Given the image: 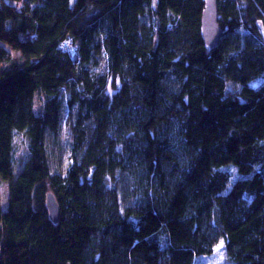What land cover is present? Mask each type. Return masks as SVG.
<instances>
[{
	"label": "trees",
	"instance_id": "trees-1",
	"mask_svg": "<svg viewBox=\"0 0 264 264\" xmlns=\"http://www.w3.org/2000/svg\"><path fill=\"white\" fill-rule=\"evenodd\" d=\"M77 1L0 0V264H264V0Z\"/></svg>",
	"mask_w": 264,
	"mask_h": 264
},
{
	"label": "rangeland",
	"instance_id": "rangeland-1",
	"mask_svg": "<svg viewBox=\"0 0 264 264\" xmlns=\"http://www.w3.org/2000/svg\"><path fill=\"white\" fill-rule=\"evenodd\" d=\"M72 4L76 9L81 8V3L77 0H72ZM72 46H74L71 42H65L64 48L71 52L73 61L75 60L73 57ZM76 62V60L74 61ZM254 85H257L255 83ZM41 101H36V109L39 110L41 106ZM51 150V148H50ZM56 155V158L53 157ZM28 156V142L26 136L22 132L16 133L15 137V164L17 167L21 165L23 160ZM52 161L57 166L60 165V168L64 170L67 165V139L66 137L62 138L58 142V146L55 147L52 154ZM9 193V182L0 178V194H1V203L3 211L7 209V200ZM221 245L217 246L215 252L212 256L208 257L204 264H224L225 256L223 250L220 248Z\"/></svg>",
	"mask_w": 264,
	"mask_h": 264
},
{
	"label": "water",
	"instance_id": "water-1",
	"mask_svg": "<svg viewBox=\"0 0 264 264\" xmlns=\"http://www.w3.org/2000/svg\"><path fill=\"white\" fill-rule=\"evenodd\" d=\"M259 28L264 38V26L262 22L259 23ZM202 29L205 43L211 48L218 46L224 33L219 23L218 0H206V8L202 17ZM47 207L52 221L58 223L61 217V210L53 193H48L47 195Z\"/></svg>",
	"mask_w": 264,
	"mask_h": 264
},
{
	"label": "built area",
	"instance_id": "built-area-1",
	"mask_svg": "<svg viewBox=\"0 0 264 264\" xmlns=\"http://www.w3.org/2000/svg\"><path fill=\"white\" fill-rule=\"evenodd\" d=\"M69 43H70V42H69ZM71 50H72V52H73V57H74V59H75V60H78V57H77L78 54H77L76 47L72 46V49H71ZM75 60H74V61H75Z\"/></svg>",
	"mask_w": 264,
	"mask_h": 264
}]
</instances>
